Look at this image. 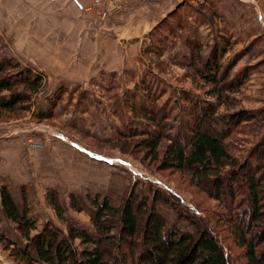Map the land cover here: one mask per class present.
Here are the masks:
<instances>
[{
    "label": "rangeland",
    "instance_id": "374dc122",
    "mask_svg": "<svg viewBox=\"0 0 264 264\" xmlns=\"http://www.w3.org/2000/svg\"><path fill=\"white\" fill-rule=\"evenodd\" d=\"M29 1L36 6L35 23L26 21V18L31 15L27 10L34 8L29 4ZM171 1L177 2L178 0H92L89 5L84 7L82 17L87 23L103 28L109 18H123L140 10H143V16L145 13L151 15L153 12L160 14L163 12L161 9H166L169 6L168 2ZM225 1L228 3L223 9L225 16L221 15L207 1V5L203 0H180L177 2L175 8L153 27L148 36V41L143 48V61H145L142 71L143 82L138 88L142 90L140 95L145 97L143 85H147L145 87L149 88L152 107L158 114L163 113L164 123L168 127L166 134L170 133V136L178 131L181 123L192 118L191 111H196V109L191 104L196 107L213 104L216 114L212 118V126L221 128L224 124L228 126V122L230 123L231 126H228L230 134L224 141V145L231 157L241 165L250 159L253 150L264 142V0ZM47 20L48 18L43 12V0H0V60L6 59L20 65L19 61L22 60V56L18 54L20 58L17 53L23 49L26 39L18 37L19 34H22L19 30L25 31L29 25L35 26L32 34L36 37L32 41L43 42ZM203 22L206 26L204 29H200ZM157 27L163 29L164 33L156 35ZM236 30L239 31L237 34L232 33ZM71 40V37H68V44L71 43ZM189 43L195 44L196 55L192 65L195 64L198 69H202L214 48H223L219 58V67L220 69H230L227 81L234 83L231 85L233 92L225 93L217 101L215 95H210L213 93V87L205 85L187 68L191 54L188 49ZM25 60L27 62V57ZM20 67L26 68L21 65ZM15 74L16 71L9 70L3 76ZM42 76L44 87L38 95L32 98L31 109L26 112H15L14 115L0 112V126L30 122L24 120L29 116V113L32 114V123L51 124L53 119L42 123L32 119L35 113L47 108V104L37 105V101L42 100L49 93L46 76L44 74ZM105 87L103 86V89ZM4 94L8 96V93ZM50 96L51 94L47 99ZM187 98L190 100V104ZM222 102L225 104L222 105ZM125 108L127 110L126 104ZM241 112L252 114V120L241 123L233 122L231 117ZM129 120L130 118L126 121ZM111 136L112 133L109 135L100 133L93 135V137H99L96 140L92 139L90 134L78 135V138L83 144L102 154L111 151L121 154V159L127 162L125 168L120 164L121 169L122 171L124 169L126 174H131V179L128 178L135 184V193L139 197H148L150 200L155 191L165 195L168 203H158L157 210L168 225L176 224L184 232H193L194 226L190 222L207 226L222 245L229 264H245L244 249L238 246L231 234L234 232L233 228L239 225L238 222L242 220L247 208L250 207L242 205L245 199L238 195L239 191L236 188L233 189V192L238 199L235 198L233 203L230 201L226 187L219 190V196H217L215 193L217 191L213 186L198 185L197 181H191L188 176L174 170L162 169L160 162L164 150L168 146L166 139L158 142V148L154 154L146 155V152L139 148L138 140L113 142L111 146L97 144ZM28 140L37 143L30 137L26 140V146ZM27 147L28 150L36 149L40 152L46 150L45 144H42L40 148H30L29 145ZM59 200L61 203L60 198ZM77 200L84 206L85 212L72 211L69 208L68 198L66 207L61 204L65 216L76 226L93 233L88 214L92 211V207L87 201L84 203L81 199ZM20 204L21 201L18 205ZM45 204L48 209L53 211L46 203V193ZM113 204L117 203L113 202ZM31 207L34 208V204ZM262 209L264 211V208ZM44 216L46 218L47 215ZM245 221L246 219L240 228H247ZM53 223L65 231V227L57 219ZM11 225L13 226V224ZM43 226L44 224L42 228ZM1 227L3 228L0 229V232L9 239L21 246L25 244L14 228L4 227V225ZM251 240L256 243V236H252ZM0 255L4 259V264H19L14 261L9 250L4 249L2 244H0Z\"/></svg>",
    "mask_w": 264,
    "mask_h": 264
},
{
    "label": "trees",
    "instance_id": "16d2710c",
    "mask_svg": "<svg viewBox=\"0 0 264 264\" xmlns=\"http://www.w3.org/2000/svg\"><path fill=\"white\" fill-rule=\"evenodd\" d=\"M155 33L163 34L164 30L157 27ZM188 45L191 54L187 68L205 85L213 87L210 95H215L217 101L225 93L233 92L231 85L234 83L227 81L230 69L219 67L223 48H214L202 69H198L192 65L196 55L195 44ZM9 70L16 71V74L3 76ZM145 86V97L136 100L134 93L125 103L130 120L121 122L109 139L97 144L111 146L113 142L138 140L139 148L146 155H152L158 148V142L166 139L168 146L160 162L162 169L179 172L190 177L191 181H197L198 185L213 186L217 196L218 191L226 187L233 203L235 198L238 199L233 192L236 188L238 195L245 199L242 205L250 208H247L239 225L233 228L231 236L244 249L245 264H264V142L253 150L250 159L239 165L224 145L230 134V123L221 128L212 126V118L216 114L213 104L205 107L191 104L196 109L191 111L192 118L181 123L178 131L170 136V133L166 134L165 117L152 107L149 88ZM43 87L42 74L22 68L18 63L0 60V112L14 115L15 112L28 111L32 107V98ZM65 92L64 87H59L47 99V108L35 113L32 119L38 123L51 121ZM187 101L190 100L187 98ZM231 119L241 123L252 120V114L241 112ZM21 191V204L17 205L8 187H0L3 215L25 241L21 246L0 233V244L19 264H229L222 245L207 226L190 222L194 226L193 232H184L176 224H167L158 213L157 205L168 203V199L159 191H155L149 200L135 193V184H128L117 206L108 197L88 196L86 200L92 207L88 214L93 233L66 218L54 190L46 192V203L65 231L53 222H47L37 230L24 190ZM69 208L77 213L85 212L74 195L69 197ZM244 219L246 229L240 228ZM254 235L256 243L251 240Z\"/></svg>",
    "mask_w": 264,
    "mask_h": 264
},
{
    "label": "crops",
    "instance_id": "0c3cea01",
    "mask_svg": "<svg viewBox=\"0 0 264 264\" xmlns=\"http://www.w3.org/2000/svg\"><path fill=\"white\" fill-rule=\"evenodd\" d=\"M203 1L226 15L225 0ZM90 2L43 0V12L48 18L43 42L32 41L36 37L32 34L35 26L19 30L22 34L18 37L26 39L23 49L17 53L22 56L20 65L44 74L47 80L49 93L37 105H46L47 97L58 87L66 90L54 110L51 124L32 123L29 113L24 120L30 122L0 126V187H8L17 205L23 187L37 230L56 219L45 204L48 189L58 192L65 207L70 195L84 203L88 196L99 195L118 204L125 187L132 183L131 174L121 169L127 163L121 154L95 151L83 144L78 135L90 134L92 139H97L93 135H109L130 118L125 103L134 93L136 100L141 98L142 90L138 87L143 82V48L153 27L177 4L168 2L169 6L162 8L160 14L143 16L140 10L123 18H109L99 28L82 17L84 7ZM29 4L34 8L27 10L31 17L26 21L35 23L36 6L31 1ZM204 26L205 23L200 29ZM68 37L72 39L70 44ZM30 137L45 144L46 150H28L26 140ZM11 224L5 219L0 202V229L3 225L15 229ZM0 264H4L1 255Z\"/></svg>",
    "mask_w": 264,
    "mask_h": 264
},
{
    "label": "built area",
    "instance_id": "2783aa9c",
    "mask_svg": "<svg viewBox=\"0 0 264 264\" xmlns=\"http://www.w3.org/2000/svg\"><path fill=\"white\" fill-rule=\"evenodd\" d=\"M131 7H133V6H131ZM28 145L30 146V148H33V147H38V148H40L41 146H42V144L41 143H35V142H32L31 140H28ZM27 145V146H28Z\"/></svg>",
    "mask_w": 264,
    "mask_h": 264
}]
</instances>
